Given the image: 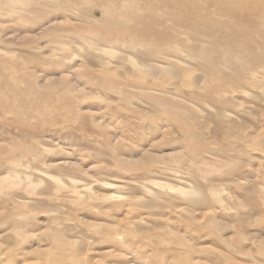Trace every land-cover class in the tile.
Here are the masks:
<instances>
[{
  "label": "rangeland",
  "instance_id": "obj_1",
  "mask_svg": "<svg viewBox=\"0 0 264 264\" xmlns=\"http://www.w3.org/2000/svg\"><path fill=\"white\" fill-rule=\"evenodd\" d=\"M14 18L0 17V179L26 181L1 183L0 264H264L262 56L206 102L202 62L170 49L199 42L189 20L153 24L166 50L152 61L140 46L54 57L75 19Z\"/></svg>",
  "mask_w": 264,
  "mask_h": 264
},
{
  "label": "bare ground",
  "instance_id": "obj_2",
  "mask_svg": "<svg viewBox=\"0 0 264 264\" xmlns=\"http://www.w3.org/2000/svg\"><path fill=\"white\" fill-rule=\"evenodd\" d=\"M213 10L218 13L219 23H213ZM52 15L66 16L65 21L69 17L77 21L74 25L69 22V26L53 32L55 45L51 52L54 57L65 53L87 54L93 51L114 58V55L128 50L134 53L137 46H140L151 53L149 56L152 61L157 58L153 52L163 54L166 50L157 44L160 43V34L154 32L153 24L163 26L168 33V23L174 26L175 22L182 24L189 20L194 24V41L199 42L191 44L187 39L192 49L186 43L170 49L184 53L187 59H198L202 62L201 73L208 78L202 88L204 101L207 99L213 102L219 94L224 96V91H232V87L243 79L239 75L243 76L245 71L261 61L256 58V54L264 60V0H0V17H16L12 21L15 23H31V18ZM251 20L260 27L253 26ZM132 36L134 37L131 38ZM170 42L173 43V37ZM8 59L15 60L16 55H8ZM127 61L132 68L139 67L134 57L129 56ZM223 70L229 71L230 84L219 81V73ZM139 71L147 73L148 69L139 68ZM9 73L11 79L17 75L12 70ZM249 85L253 86L251 83ZM193 89L198 91L196 87ZM156 102L162 109L178 116L176 102ZM25 106L32 108L29 100ZM4 108L11 110L0 98V110ZM29 113L27 111L26 114ZM17 178L19 177H2L0 187L6 181L14 189L26 181ZM52 180L58 182L57 178L52 177ZM31 184L27 180V187L32 188ZM152 185L158 187L157 183ZM193 189L178 186L170 187L169 191L178 192L185 200L196 194Z\"/></svg>",
  "mask_w": 264,
  "mask_h": 264
}]
</instances>
